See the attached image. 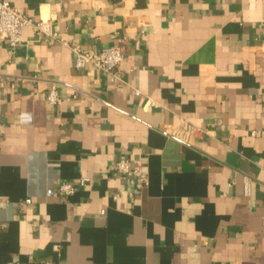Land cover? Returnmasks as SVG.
<instances>
[{
  "label": "crops",
  "instance_id": "0c3cea01",
  "mask_svg": "<svg viewBox=\"0 0 264 264\" xmlns=\"http://www.w3.org/2000/svg\"><path fill=\"white\" fill-rule=\"evenodd\" d=\"M10 1L58 39L0 36V264H264V0Z\"/></svg>",
  "mask_w": 264,
  "mask_h": 264
},
{
  "label": "built area",
  "instance_id": "2783aa9c",
  "mask_svg": "<svg viewBox=\"0 0 264 264\" xmlns=\"http://www.w3.org/2000/svg\"><path fill=\"white\" fill-rule=\"evenodd\" d=\"M28 26L36 27L38 33L49 39H58V34L54 31L50 21L41 20L36 23L31 18L24 16L10 0H0V36L7 37L12 48L23 42V30ZM70 48L75 55L76 69L84 70L92 67L114 78L118 77L120 67L124 61L122 46L113 45L98 52L87 49L79 43H72ZM135 93L141 95L139 90H136ZM47 101L53 106L61 103L59 84L52 83L49 86ZM150 104L152 106L157 105L156 101L153 100H150ZM116 169L121 177L134 179L138 190H143L149 184L148 171L140 166H133L131 160L125 155L117 161ZM86 184L87 179L84 178L78 184L62 182L58 187V192L60 195L68 197ZM250 185L249 180L246 179L245 190L247 194L250 193ZM27 202H31V200H27Z\"/></svg>",
  "mask_w": 264,
  "mask_h": 264
}]
</instances>
